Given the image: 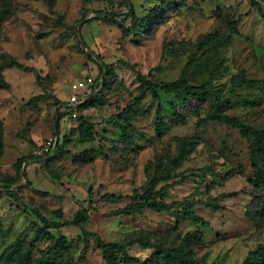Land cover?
<instances>
[{"label":"rangeland","instance_id":"obj_1","mask_svg":"<svg viewBox=\"0 0 264 264\" xmlns=\"http://www.w3.org/2000/svg\"><path fill=\"white\" fill-rule=\"evenodd\" d=\"M259 1L262 12L250 0H129L146 21L133 28L128 8L118 1L0 0L6 81L0 85V180L8 178L17 193L0 192V264H9L18 251L106 264L85 230L107 241L152 245H130L120 255L123 264H172L160 253L166 249L181 250L199 264H264V189L249 182V143L233 126L199 124L219 110L264 128V86L244 83L264 77V0ZM84 8L88 21L82 20ZM97 10L116 11V17L95 19ZM215 31L221 45L206 37ZM11 59L33 69L8 65ZM105 64L108 76L101 75ZM184 72L191 84L216 92L195 97L161 87ZM89 76L104 84L72 117L63 104L70 86ZM80 116L94 122L93 141L80 142ZM50 141L49 151L35 153ZM184 141L187 158L175 166L171 158ZM161 187L163 197L155 194ZM230 191L238 194L218 200V208L210 205ZM111 193L189 202L209 225L194 222L178 205L113 214L132 199L104 198ZM80 207L88 208L87 222L50 234L33 212L63 222ZM61 238L63 248L56 246Z\"/></svg>","mask_w":264,"mask_h":264},{"label":"trees","instance_id":"obj_2","mask_svg":"<svg viewBox=\"0 0 264 264\" xmlns=\"http://www.w3.org/2000/svg\"><path fill=\"white\" fill-rule=\"evenodd\" d=\"M118 1L119 3L122 2L128 8L129 16L131 17L132 27H144L146 25V21L144 17H140L135 9L129 4V0H108V3L114 4ZM252 5H255L260 12H262V4L259 0H250ZM98 15L95 19H104L105 16H108L111 19H115L116 11L108 12L107 14L103 10H97ZM89 10L84 8L82 12V20H87ZM88 21V20H87ZM206 37L216 44H219L223 39L221 36L217 34V32H210L206 35ZM83 40V38L81 37ZM85 42V40H83ZM222 43V42H221ZM220 43V45H221ZM86 46L88 47L87 43L85 42ZM95 55V53H94ZM92 58V55H90ZM99 57V56H98ZM8 65H14L18 67H24L26 69H33L27 68L20 64L14 59L7 61ZM111 70L109 69L108 65H103L101 69V75L107 74L110 75ZM186 72L183 73V77L172 82H164L162 83L161 87L165 91H171L172 89H182L187 94H190L195 97H207L216 92V90L212 87H206L204 85H195L191 84L188 78L185 76ZM107 76L105 78H107ZM138 77L141 81L145 84L150 85L152 88L154 96H158L157 88L152 85L151 81L148 80L143 74L139 73ZM103 79V83L104 84ZM6 83L4 75L2 73V69L0 68V85ZM244 83H247L250 86H264V77L260 79H248L244 80ZM92 100V96L90 99L86 100L82 104H80L79 109L82 106L88 104ZM59 118L61 113L58 112ZM208 121H218L220 123H224L226 125L233 126L237 128L241 134L247 139L249 143V150L251 156V164L253 168V176L249 179V182L257 189H264V128L256 129L252 126L248 125L247 123L243 122L237 117H233L229 114L224 112H220L219 110H214L209 112L205 118L201 119L199 124L203 125ZM94 122L87 121L83 116H80V142L86 143L88 141L94 140L93 130H94ZM56 149V148H55ZM54 151L57 152V149ZM53 149L51 150V152ZM188 142L184 141L181 143L178 149V153L171 158L172 164L175 166H180L186 160L188 155ZM0 192H5L9 196L17 197L16 191L12 188L11 184L9 183L8 178H3L0 180ZM155 194H159L160 196H164V187H161L159 190L155 192ZM237 191H230V192H223L219 196H217L215 202H211L210 205L218 208L217 201L232 197L237 195ZM124 197L132 199L130 203L125 205L123 208L119 209L118 211L113 212V214H132L136 212H141L145 208H151L156 210H170L174 206L178 205L181 207L182 211L188 212L190 217L196 223H201L205 226L209 225V222L205 221L201 216L196 214L194 208L189 202L185 201H176L171 204L165 203H158L155 200H149V197L146 193L143 194H135V195H122V194H105L104 198L117 200L122 199ZM141 199V200H138ZM33 212L40 218L42 222V226L40 227L41 230L44 231L46 234H50V229H60L63 226L67 225H76L82 226L87 220L89 219V212L87 207H80L75 214L71 218L65 219L63 222H56L54 220L47 219L37 208H33ZM85 235H92L95 239L96 246L102 251L103 259L106 264H123L120 261V255H123L127 252V248L130 245H133L136 242H140L147 248H151L152 245L146 242L138 241V240H126V241H107L105 240L99 233L97 232H90L85 230ZM64 239H59L56 246L60 245V248H63L65 245ZM164 257L167 258L172 264H199L195 259L186 257L181 250H173L170 251L169 249L164 250ZM11 260L9 264H72L70 260H57L55 252L47 253L44 256H37L32 257L28 252L25 251H18L13 252L11 255ZM248 258L246 259L247 263ZM245 264V263H244Z\"/></svg>","mask_w":264,"mask_h":264},{"label":"built area","instance_id":"obj_3","mask_svg":"<svg viewBox=\"0 0 264 264\" xmlns=\"http://www.w3.org/2000/svg\"><path fill=\"white\" fill-rule=\"evenodd\" d=\"M103 83V79L100 78L99 82L96 83L95 78L89 76L83 79L75 80L70 88H71V95L68 100H66L63 104L64 107L70 113V116L77 117L78 110L80 104L85 102L86 100L90 99L92 94V90H96L99 85ZM52 146V142H48L45 147L43 146L39 150H36L35 153L37 155L43 154L44 150L49 151Z\"/></svg>","mask_w":264,"mask_h":264},{"label":"water","instance_id":"obj_4","mask_svg":"<svg viewBox=\"0 0 264 264\" xmlns=\"http://www.w3.org/2000/svg\"><path fill=\"white\" fill-rule=\"evenodd\" d=\"M79 40H80V42H81V44H82L83 46H86L85 42L81 39L80 36H79ZM58 125H59V123H58V120H57V122H56V132H58Z\"/></svg>","mask_w":264,"mask_h":264}]
</instances>
